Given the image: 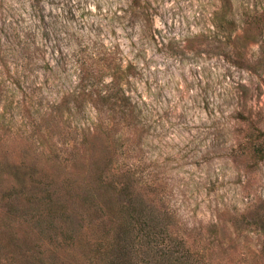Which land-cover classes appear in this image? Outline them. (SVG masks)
Instances as JSON below:
<instances>
[{
  "label": "rangeland",
  "instance_id": "obj_1",
  "mask_svg": "<svg viewBox=\"0 0 264 264\" xmlns=\"http://www.w3.org/2000/svg\"><path fill=\"white\" fill-rule=\"evenodd\" d=\"M118 65L126 119L97 98ZM98 120L119 124L116 165L163 182L183 228H217L207 248L263 264L257 229L236 234L230 217H264V160L237 151L264 130V0H0L2 165L28 147L63 153Z\"/></svg>",
  "mask_w": 264,
  "mask_h": 264
},
{
  "label": "trees",
  "instance_id": "obj_2",
  "mask_svg": "<svg viewBox=\"0 0 264 264\" xmlns=\"http://www.w3.org/2000/svg\"><path fill=\"white\" fill-rule=\"evenodd\" d=\"M125 71L115 66L113 90L97 93V98L119 107L121 118L126 119L135 107L119 83ZM68 99L65 96L57 107L62 109ZM128 123L134 124V118L129 116ZM118 131L119 124L98 120L92 130L82 127L79 137L65 139L63 153L51 145L46 151L28 147L17 156L6 152L4 165L0 156V260L4 257L8 264H241L220 244L219 253L207 248L213 240L220 243L217 228H212L209 239L183 228L163 182L146 181L135 168L116 165L122 153ZM42 136L54 144L49 135ZM237 151L264 160V130L252 131L248 140L246 133ZM230 218L236 234L257 229L262 238L258 257L264 264V217L247 221L245 212ZM232 244L230 239L227 246Z\"/></svg>",
  "mask_w": 264,
  "mask_h": 264
}]
</instances>
